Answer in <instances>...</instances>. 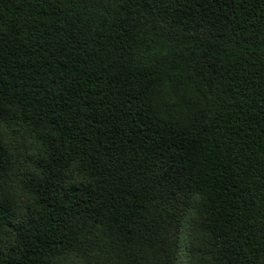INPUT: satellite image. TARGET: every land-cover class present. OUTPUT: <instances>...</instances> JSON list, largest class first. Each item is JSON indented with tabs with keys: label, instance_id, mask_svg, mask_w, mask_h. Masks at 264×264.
<instances>
[{
	"label": "trees",
	"instance_id": "obj_1",
	"mask_svg": "<svg viewBox=\"0 0 264 264\" xmlns=\"http://www.w3.org/2000/svg\"><path fill=\"white\" fill-rule=\"evenodd\" d=\"M0 264H264V0H0Z\"/></svg>",
	"mask_w": 264,
	"mask_h": 264
}]
</instances>
